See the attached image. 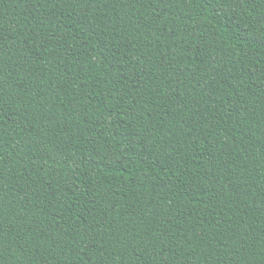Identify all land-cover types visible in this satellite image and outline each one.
I'll list each match as a JSON object with an SVG mask.
<instances>
[{
  "label": "trees",
  "instance_id": "obj_1",
  "mask_svg": "<svg viewBox=\"0 0 264 264\" xmlns=\"http://www.w3.org/2000/svg\"><path fill=\"white\" fill-rule=\"evenodd\" d=\"M0 264H264V0H0Z\"/></svg>",
  "mask_w": 264,
  "mask_h": 264
}]
</instances>
